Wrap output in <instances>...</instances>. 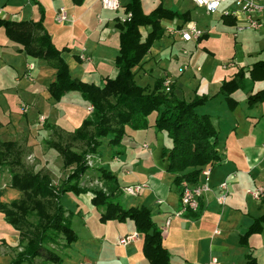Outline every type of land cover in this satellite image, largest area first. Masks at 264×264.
<instances>
[{
  "label": "crops",
  "instance_id": "crops-1",
  "mask_svg": "<svg viewBox=\"0 0 264 264\" xmlns=\"http://www.w3.org/2000/svg\"><path fill=\"white\" fill-rule=\"evenodd\" d=\"M191 5L194 10H186L180 14L186 13L184 19L187 23L195 24L203 36L197 42L190 43L173 38L174 41L178 39L173 48L180 46L179 53L181 50V54L191 55L186 58L187 64L180 75H174V93L186 101H191L196 96L205 98V103L199 107L198 112L210 116L217 135L216 150L220 154V161L210 168V191L202 195L199 213L195 216L190 211H182V183L180 186L175 184V175L171 179L173 176L168 174L167 158L163 157V150L169 148L170 141L166 133L153 128V122L148 121L146 130H138L142 132L139 135L143 138L142 143L136 140L133 133L135 131L127 129L120 146L111 149L105 142V148H110V155L104 156V153L98 152L95 157H98L101 167L116 181L114 199L125 209L143 207L150 212L155 226L161 232L162 245L169 253L171 264H247L249 257L256 264H264V195L256 200L249 194L256 190L264 191V102L252 106L247 102L250 95L264 89V82L251 81L248 74H245L243 89L230 95L235 102L233 106L220 94L222 83L231 81L239 69L247 70L255 62L263 60L264 47H258L256 53L247 57L238 50L231 63L229 62L231 66L223 69L232 70L227 77L217 76L209 64L206 68L198 64L191 69L194 50L208 36L207 31L199 26V19L195 18L198 8L192 3ZM60 8L67 15V20L63 23L56 20ZM204 14L207 15L205 12ZM125 17V13L120 15L118 11L102 9L100 0H0V21L39 24L55 48L61 52L73 79L97 87L117 74L114 59L119 51L117 26ZM176 20V27L182 25L183 19ZM261 21V29H264V15L261 16ZM216 23L234 30L235 20L225 18L222 14L219 23ZM212 26L210 23L209 27ZM249 32L256 31L243 33ZM166 40L162 37L154 44H165L164 48H167L170 42L166 43ZM82 55L88 60H82ZM175 57H178L177 53ZM152 59L149 51L140 65L144 76L154 74L152 65L157 62ZM29 66L32 67L31 70L28 69ZM45 69L48 72L52 69L50 73L55 78V70L48 62L26 55L22 45L9 40L0 26V145L11 143L17 149L20 148V157L26 152L30 153L31 159L43 158V162L48 159L50 167L47 170L54 177L56 163L53 165L49 159L53 150L44 151L39 143V129L43 122L38 119V124H35V113L39 112L41 98L47 103L54 101L49 93L48 83L52 84L50 78L43 80L38 86V81L32 77V74L43 75ZM160 72L164 73L163 76L166 75L165 70L160 69ZM185 74L193 79L199 75L197 88L190 92V96H186L179 88ZM33 131L37 133L35 137L38 141L35 145L31 144L35 141L32 139L31 142ZM88 173L90 170L85 175ZM95 177L96 180L100 179L98 175ZM224 181L228 192L225 204L219 206L216 197L219 185ZM202 182L203 178L200 177L199 183ZM51 183L55 187L61 185L60 178L52 179ZM130 185L142 186L134 197L123 193V188ZM87 193L92 191L88 190ZM67 194L61 197V202ZM16 197L20 198L21 194L11 188L9 172L0 168V205L8 206ZM128 198L133 199L131 204L128 203ZM167 220H170L168 226L165 225ZM257 221H261L260 228L253 231L251 227ZM125 223L127 228L124 234L118 232L114 238L106 235L94 238L100 244L99 250L87 264H149L142 252L143 239L140 234L139 239L129 245L118 244L119 238L137 233L132 221ZM72 225L74 222L71 220ZM83 226L86 227L85 223ZM13 235L16 238L13 239ZM68 247L58 253L59 264H66L65 260L69 256L65 252ZM18 250L19 236L0 211V260H7L8 263L5 264H10Z\"/></svg>",
  "mask_w": 264,
  "mask_h": 264
},
{
  "label": "trees",
  "instance_id": "trees-1",
  "mask_svg": "<svg viewBox=\"0 0 264 264\" xmlns=\"http://www.w3.org/2000/svg\"><path fill=\"white\" fill-rule=\"evenodd\" d=\"M123 8L126 17L124 22L117 26L119 30V51L115 59L117 74L112 79H106L101 87L71 78L61 52L55 48L39 24L0 21V26L9 40L22 45L26 55L46 61L54 68L55 81L49 86V93L54 100H60L67 92L75 91L82 101L92 108L82 128L72 134L73 138L85 139L87 152L79 153L78 159H75V154L70 155L66 149L61 152L64 156L63 165L79 164L78 172L73 171L67 182L71 180L75 182L81 178L87 171L84 158L88 154H97L104 140L111 149L120 146L127 129L146 130L149 126V116L156 113L153 128L166 133L170 141L169 148L163 150V157H166L168 162V173L175 175L174 182L177 186L183 182L195 186L200 182L202 170L211 168L220 161V154L216 150L217 135L211 118L198 112L199 107L205 103V98L196 96L191 101H186L178 97L172 89L164 93L163 82L160 79L155 80L149 92L135 83L134 73V69L143 63L151 46L164 36L162 22L183 19L182 25L178 26L181 27L187 23L184 19L187 14L172 12L159 6L152 14L146 15L140 0H126ZM245 74H248L251 81L264 82V59L255 62L247 70L239 69L231 81L222 83L220 94L231 106L235 102L230 95L243 89ZM110 100L116 103L112 107L109 105ZM247 102L249 106L264 102V89L250 95ZM93 113L94 116H98L95 122L90 121ZM88 127H94L95 132L89 134ZM14 147L11 143L0 145V148H5L0 149V163L11 164L5 157L12 148L15 149ZM55 147L58 146L52 148ZM18 155L20 157V153ZM12 157L13 168L9 171L10 186L17 190L21 197L8 206L0 205V211L17 232L19 247L23 245L25 247L21 253L16 254L10 264H36L35 260L45 263L55 259L59 261L58 255L49 249V244L55 242L56 238L48 231L62 232L67 245L78 238L70 226L65 232L63 226H55L54 221L58 220V213L61 214L64 209L61 197L67 193L80 194L87 190L73 184L63 188V185H66L63 183L57 191L46 175L38 177L29 174L18 161V156ZM100 174V179L112 182L108 195L101 191H92V204L104 210L100 219L103 222L110 219L122 222L129 219L143 239L142 252L149 264H171L169 253L162 245L161 232L155 226L150 212L143 207L123 208L112 196L117 188L114 177L105 169H101ZM49 197L54 201L49 203L47 200ZM49 204L54 209L55 220H49L48 212L51 210L46 207V205L49 207ZM199 210L200 206L198 211L192 214L196 216ZM260 223L261 221L255 222L252 230L260 228ZM247 260V264H256L253 258L249 257Z\"/></svg>",
  "mask_w": 264,
  "mask_h": 264
},
{
  "label": "rangeland",
  "instance_id": "rangeland-1",
  "mask_svg": "<svg viewBox=\"0 0 264 264\" xmlns=\"http://www.w3.org/2000/svg\"><path fill=\"white\" fill-rule=\"evenodd\" d=\"M126 0H118V3L120 5V9L118 10V14L123 15L125 13L123 9V5ZM142 10L146 12V15L152 14L159 6H162L163 8H166L168 10H172L174 12L183 13L186 10H194L192 9L193 6L191 5L190 1L188 0H140ZM225 7L221 6L220 9L216 12L214 15H205L204 12L200 9H196V17L200 21V27L207 31L208 36L207 38H204L196 47L194 50V56L192 57V63H190L191 69H194L195 65L202 64L206 67H212L217 76L220 77H227L232 73V70L226 69L223 70L224 67L228 68L229 64L231 63L233 56L236 55L238 50L241 54H243L244 57H247L249 54H254L256 51H258V47H264V29H260L256 32H249V33H239L236 37H234L232 29L222 27L219 23L220 16L223 13ZM200 17H197V16ZM218 22L219 25L216 23ZM209 23V24H205ZM210 23L213 24L212 28L209 27ZM177 20H166L162 22V27L165 29L167 27L174 28L176 27ZM167 40L166 43L170 42V46L168 45L167 48H171L170 50H167V48H164V45H157L153 44L150 48V56L156 60V64L152 65L154 70V74H146L145 76L140 70V67H137L134 69L135 73V83L146 89L150 92L152 90V87L154 85L155 80H162L164 83L165 80L170 81V87L166 88L162 84V90L164 93H168L172 90H174V75L179 76L180 71L183 69V67L187 64V59L190 58L191 55L189 53L187 54H181L178 52V48H173V44L178 40L177 38L175 41L173 38L168 36L167 34H164V36ZM185 50V49H184ZM172 52V53H171ZM178 54V57H175V54ZM173 54V55H172ZM118 55V54H117ZM117 55L114 59H116ZM158 55L160 57H158ZM152 59V60H153ZM261 59H264V55ZM154 62V61H153ZM160 62V64H158ZM230 62V63H229ZM78 65L79 63L76 62ZM165 70L166 75L163 76V72H160V69ZM48 72V70L45 69V72L43 75L37 76L32 74L35 81H38V86L41 85V82L43 80H48L50 78L51 83L55 81L54 76L52 75L51 70ZM149 73V72H148ZM71 78L73 74L70 73ZM188 74H185L183 78L180 81L179 88L186 93V96H190V92L194 91V89L197 88V85L199 83V75L197 74L195 79L188 78ZM43 77V78H42ZM53 79V80H52ZM76 80V79H75ZM48 85H51L48 83ZM179 93V92H177ZM187 98V97H185ZM51 102L47 103L46 100L41 98V103L39 105V112L35 113V124H38V119L43 117L45 121H43L40 129H39V143L42 150H53V153L49 155V159L52 160L53 165L56 163L55 167V176L53 177V174H51L50 170H47L49 168V160L45 159L46 162H43V158H36L31 159L30 153H24L21 157H19V153L21 152L20 148L15 149L12 148L11 152L6 153V159L8 163H0V168L6 169L8 172L10 171L12 167V161L13 157L18 156V161L22 164L25 171H28L29 174H33L35 176H42L46 175L47 179L51 180L55 179L57 180L60 178L61 184L63 185V188H68V186H71L70 184H73V186L80 187L82 190H87L84 193L80 194H74V193H68L65 195L62 199V205L64 209L61 211V214L58 213V220L54 218L53 208H51V204H49V207L46 205L47 209H50L51 211L48 212V216L50 217L49 220H55V226H63V229L65 232L67 230V227L70 226L75 234L79 237L75 242H72L71 244L67 245L65 242V237L62 232H55L52 230H49L48 233L52 234L54 238H56L55 242H52L49 244V249L51 251L57 253L62 252L67 246H69L66 250V254L69 256V258H66L65 260L66 264H87L91 261V259H94L98 252L99 243L95 241L94 238H100L103 235H106L108 238L111 236L112 238L117 236V233L120 232L121 234H124L127 223L129 222V219H126L122 222H119L118 220H107L103 222L100 219L101 214H103L104 210L101 207H96L92 204V193H87L88 190L90 191H101L105 193L106 195L109 194V188H112V182L98 179L96 180V175L100 178L101 169H103L102 163L98 161V157H95V154H88L85 159V166L87 167V170H90V173L85 175V172L81 178L78 181L74 180L68 181V176L71 175V173L78 172V163L70 164V165H63L64 156L61 154L63 149H66L70 155L75 154V159H78L79 153H86L88 148L86 146L85 139H79V138H73V133L80 130L84 124V122L89 118L90 113L88 112L87 104L82 101L79 94L75 91L67 92L64 94L60 100H50ZM116 103L114 100L109 101L110 107L114 106ZM109 107V108H110ZM105 109V108H104ZM156 117V113H152L148 121L153 122V120ZM98 120V116H94V113L92 115V118L90 121H96ZM109 120V119H106ZM36 126V125H35ZM37 127V126H36ZM89 134H93L95 132L94 127H88L87 128ZM136 135V140L139 143H142L143 138L139 135H142L141 131H135L133 132ZM31 142L35 139L32 145H35L37 140V133L35 131L31 132ZM147 138V137H146ZM33 139V140H32ZM146 141V140H145ZM106 140L103 141V144L99 147V154L110 155L111 152L108 151V148H105L104 146ZM149 142V141H146ZM57 145L58 147L53 149L52 147ZM3 149V148H0ZM5 149V148H4ZM3 149V150H4ZM110 149V148H109ZM43 151V152H44ZM59 151V152H58ZM45 153V152H44ZM16 155V156H15ZM3 159V158H2ZM22 159V160H21ZM44 160V161H45ZM126 161V160H125ZM104 163V162H103ZM61 164V165H60ZM105 165V164H104ZM57 169V170H56ZM60 172V174H59ZM169 175H172L171 173H168ZM173 176V175H172ZM53 177V178H52ZM174 176L171 178L173 180ZM51 185H53L51 183ZM54 186V185H53ZM60 185L56 186L55 188L60 190ZM115 193V192H114ZM124 193V192H123ZM122 193V194H123ZM114 196V194H112ZM116 196V195H115ZM118 196V195H117ZM127 196V195H126ZM131 197V196H130ZM119 198V197H117ZM19 197L15 198V201L19 200ZM48 202L51 203L54 201L53 198H47ZM138 201V200H136ZM118 202V200H117ZM133 199L128 198V203H132ZM54 207V206H52ZM8 208V207H7ZM10 208V207H9ZM8 208V209H9ZM74 218V219H72ZM35 220V219H34ZM71 220L74 222V225L71 226ZM59 221V223H58ZM131 222V221H130ZM85 223V226L83 224ZM52 224V221L50 222ZM60 224V225H58ZM118 229V230H116ZM48 234V235H49ZM50 237V235H49ZM12 238H16V236H12ZM52 238V237H51ZM17 242V241H16ZM14 242L13 245L16 244ZM26 243V242H25ZM54 243V244H53ZM23 247H20V250L16 252V254L21 253L24 249ZM15 254V256H16ZM58 259H55L53 261H50L48 263L41 262L40 260H35L36 264H59ZM8 263L7 260H0V264ZM262 264V263H261Z\"/></svg>",
  "mask_w": 264,
  "mask_h": 264
},
{
  "label": "built area",
  "instance_id": "built-area-1",
  "mask_svg": "<svg viewBox=\"0 0 264 264\" xmlns=\"http://www.w3.org/2000/svg\"><path fill=\"white\" fill-rule=\"evenodd\" d=\"M194 7L203 10L207 15L215 14L221 6H224L225 9L222 13V16L225 18H232L235 20L234 26V37L239 33L246 31H258L262 27L261 16L264 15V1L263 0H188ZM100 5L102 9L111 12H117L121 7L118 3V0H100ZM58 23H63L67 20L66 12L63 8L58 10L56 16ZM123 19L121 22H124ZM165 34L174 38L177 37L183 43L197 42L202 36L203 33L196 27L193 23H186L181 27L174 28H165ZM82 60H88L83 55L81 56ZM228 66H231L229 64ZM29 70L32 69L31 66L28 67ZM200 70L199 68L197 69ZM171 82L165 80L163 85L164 87H170ZM26 108L24 107V110ZM88 112H92V108L88 107ZM44 118H40V122H43ZM145 147V146H144ZM209 175L210 168H205L201 172V177L203 182L195 186H191L186 182L181 184L180 188V204L182 211H190L195 213L199 209V201L203 194L210 191L209 187ZM141 185H130L123 188V192L127 196L134 197L138 194ZM228 188L226 181L222 182L219 185V193L216 197V202L219 206L225 204V199L227 196ZM249 194L256 200L260 199L264 195V191L256 190L249 192ZM170 220H167L165 225L168 226ZM139 239L138 233H132L125 235L118 240V244L121 246L129 245Z\"/></svg>",
  "mask_w": 264,
  "mask_h": 264
}]
</instances>
